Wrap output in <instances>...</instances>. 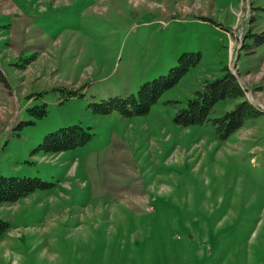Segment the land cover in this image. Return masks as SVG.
Wrapping results in <instances>:
<instances>
[{
    "label": "rangeland",
    "instance_id": "1",
    "mask_svg": "<svg viewBox=\"0 0 264 264\" xmlns=\"http://www.w3.org/2000/svg\"><path fill=\"white\" fill-rule=\"evenodd\" d=\"M183 53L148 113L93 111ZM225 67L262 113L225 140L175 123ZM73 124L85 145L38 149ZM0 174L50 183L0 204V264H264V0H0Z\"/></svg>",
    "mask_w": 264,
    "mask_h": 264
},
{
    "label": "trees",
    "instance_id": "2",
    "mask_svg": "<svg viewBox=\"0 0 264 264\" xmlns=\"http://www.w3.org/2000/svg\"><path fill=\"white\" fill-rule=\"evenodd\" d=\"M200 55L197 53H183L179 64L171 67L167 74L143 82L135 94L127 96H112L98 103H93V111L100 114L117 112L122 117L141 116L149 112L151 106L169 88L174 86L196 64ZM74 93V92H71ZM70 93V94H71ZM69 94V95H70ZM240 99L235 106L222 115L210 118L214 105L224 99ZM46 111L42 110V114ZM262 110L245 98V89L236 75L227 67L221 76L211 80L205 79L193 96L186 100L173 116V121L182 126L201 125L209 121L215 136L225 140L236 130L241 128L247 120L254 119ZM41 115V114H40ZM89 127L73 124L60 127L49 132L39 143L38 149L45 153H59L85 145L91 138ZM50 183L39 177L11 176L0 174V204L13 203L25 197L36 189H43ZM9 228L6 220L0 219V235Z\"/></svg>",
    "mask_w": 264,
    "mask_h": 264
}]
</instances>
